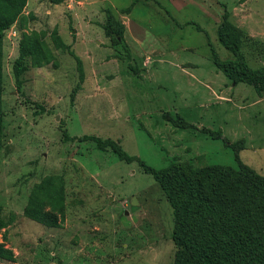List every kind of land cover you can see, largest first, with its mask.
I'll list each match as a JSON object with an SVG mask.
<instances>
[{
	"label": "rangeland",
	"instance_id": "obj_1",
	"mask_svg": "<svg viewBox=\"0 0 264 264\" xmlns=\"http://www.w3.org/2000/svg\"><path fill=\"white\" fill-rule=\"evenodd\" d=\"M50 1L1 33L0 242L10 254L0 264H200L172 242V210L150 174L61 129L112 139L155 169L177 165L264 264V88L212 62L240 71L217 38L226 12L242 61L264 67V0ZM33 34L49 53L22 57L16 90L12 62Z\"/></svg>",
	"mask_w": 264,
	"mask_h": 264
},
{
	"label": "trees",
	"instance_id": "obj_2",
	"mask_svg": "<svg viewBox=\"0 0 264 264\" xmlns=\"http://www.w3.org/2000/svg\"><path fill=\"white\" fill-rule=\"evenodd\" d=\"M26 0H0V39L2 31L6 29L15 19L21 14ZM54 2V1H53ZM108 21V19H106ZM104 35L113 38L115 41L122 39L121 31L113 30L108 23L102 25ZM53 41L58 45L67 47L62 43L60 37L54 32ZM217 38L220 44L235 56L240 66L238 69H233L235 75H232L227 70V65L221 64L215 55L212 57V62L217 66L227 77L233 81H242L250 83L254 88H264V67L259 71L250 70L242 61V53L240 52V34L236 31L234 25L227 19L226 12L222 13V20L217 26ZM25 43L30 46V49L23 50L19 48L18 55L12 62V75L16 90L19 89V75L28 66L22 65V57L34 56L39 63L40 60H45L49 50L42 47V43L35 34L25 35ZM20 45V44H19ZM2 42L0 40V48ZM75 59L76 69L80 72L79 58L71 51L69 52ZM40 59V60H39ZM0 81H1V54H0ZM1 86V83H0ZM1 93V92H0ZM1 125V116H0ZM1 129V127H0ZM63 140L78 138L81 140H91L95 142L97 148L102 149L108 147L118 159L125 162L135 161L143 173L150 174L152 179L159 185L167 202L172 210L173 226L171 230V240L175 246L180 247L188 255L194 257L200 264H229L228 259L238 258V264H258L255 259L257 257L256 244L254 239H249L248 235L242 237L236 226H233V220L224 216L220 209H217L206 201L198 186L192 182L182 170H179L177 165L170 164L164 168L155 169L142 162V160L127 154L120 146L112 139H101L94 135L83 134L79 137L70 136L64 129H61ZM212 138H220L224 141L220 134L211 133ZM237 223V222H236ZM3 222L0 221V227ZM239 224V223H238ZM227 230H236L231 238L224 240L222 232ZM240 233V234H237ZM227 246V248H226ZM226 248V249H225ZM225 249V250H223ZM10 251L4 248L0 242V257L7 258Z\"/></svg>",
	"mask_w": 264,
	"mask_h": 264
},
{
	"label": "crops",
	"instance_id": "obj_3",
	"mask_svg": "<svg viewBox=\"0 0 264 264\" xmlns=\"http://www.w3.org/2000/svg\"><path fill=\"white\" fill-rule=\"evenodd\" d=\"M41 2H44V3L46 2L47 4L52 3V1H50V0H34L33 3L30 2L29 0H26L25 5L22 9V12H27L29 10L33 11V8H37L36 6H38V4L40 5ZM57 3H59V2H57ZM11 27H13V26L11 25ZM3 42H4V40L2 41V53H3L2 59H3V55H4Z\"/></svg>",
	"mask_w": 264,
	"mask_h": 264
}]
</instances>
